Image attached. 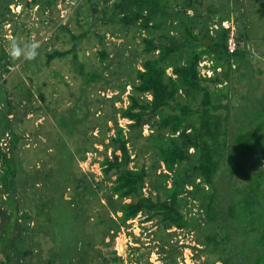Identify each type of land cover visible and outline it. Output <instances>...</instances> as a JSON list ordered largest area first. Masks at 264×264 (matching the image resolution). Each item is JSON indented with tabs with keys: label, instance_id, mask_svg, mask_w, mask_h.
Masks as SVG:
<instances>
[{
	"label": "trees",
	"instance_id": "trees-1",
	"mask_svg": "<svg viewBox=\"0 0 264 264\" xmlns=\"http://www.w3.org/2000/svg\"><path fill=\"white\" fill-rule=\"evenodd\" d=\"M14 1L5 0L4 13H10L8 6ZM57 1L43 0L42 4L55 8ZM174 1L172 5L169 0H85L89 6H102L100 13L105 28L98 36L100 42L106 34L114 38L131 29L144 34L140 38L139 68L132 67L125 76L126 84L111 87L117 95L109 99L95 92H84L88 86L101 82L105 71L86 72L80 60L79 45L89 30L74 36L67 26L60 27L69 35L70 48L43 54L45 66L70 59L73 72L70 78L80 80L79 90L68 96L70 106L58 108L40 90L46 84L45 79H38L37 97L55 120L63 138L68 140H56L54 148H48V153H53L48 154V159H56L48 175L41 171L32 175L25 173L27 180L24 181L31 178L30 187L35 188L39 179H46L51 186L48 198L42 199V204L37 203L42 208L39 212L44 209L45 213L43 225L39 223L36 230L40 227L52 239L47 264H111L106 253L112 251L121 230L129 229L128 223L137 217L144 218L143 223L155 222L163 231L175 228L201 232L203 241L197 240V244L211 247L206 264L225 263L232 257L230 264H239L242 258H246L244 264H264V174L254 172L264 160V93L259 109L246 111L245 123L230 134L229 94L224 87L238 71L232 62L244 56L239 49L228 54L229 30L223 29L221 23L229 21V17L221 16L213 24L214 19L201 18L195 9L199 5L196 0L181 1L182 9L179 1ZM90 12L97 13L93 7ZM217 13L208 10L209 16ZM3 16L0 15L2 20ZM213 25L217 26L216 30H210ZM241 26L243 30L248 29L242 18ZM235 37L239 42L238 34ZM242 37L250 40L248 35L242 34ZM96 55L101 64L109 59L106 49ZM6 58L7 54L0 48V62ZM203 60L211 62V78L199 76L198 64ZM117 63H120L118 59ZM24 70L28 73L27 68ZM3 71L7 73L6 69ZM42 72L33 76L43 75ZM55 76L65 87L69 86L64 77ZM241 77L250 94V73ZM126 87H129L127 106L115 109ZM22 95L24 98H20L19 104L24 100L30 103L33 98L30 91ZM1 105L4 110H0V140L10 132L11 142L9 154L0 149V204L11 209L5 217L9 222L14 218L16 223L19 219L13 197L19 177L14 153L21 137L7 120V100ZM108 109L114 114L111 119L106 117ZM118 120L129 123L128 134L138 133L142 142L139 154L130 155L128 134L118 125ZM69 122L74 127L68 130ZM109 122L112 128L107 126ZM143 127L149 132L146 137L141 136ZM95 131L97 136H93ZM109 132L111 136H107ZM89 153L101 157L97 164L102 179L94 186L73 170L76 161L85 162ZM147 154L150 162L144 161ZM161 167L165 173L157 174ZM219 173L226 178L225 192H228V206L224 209L226 223L222 224L224 186H218ZM145 188L147 196L143 193ZM65 191L69 192L68 200L63 198ZM193 202L201 210L196 218L190 216L189 206ZM27 219L25 215L24 220ZM228 224L231 230L227 229ZM228 232L241 239L240 248L234 253L228 248ZM9 233L6 229L4 243L10 239ZM138 243L135 239V244ZM161 252L165 253L162 264H177L175 248H161ZM18 253L22 258L21 252ZM148 255L149 252L145 258L140 256L143 264H150ZM0 264L6 263L0 260ZM17 264L22 263L17 261Z\"/></svg>",
	"mask_w": 264,
	"mask_h": 264
},
{
	"label": "rangeland",
	"instance_id": "rangeland-1",
	"mask_svg": "<svg viewBox=\"0 0 264 264\" xmlns=\"http://www.w3.org/2000/svg\"><path fill=\"white\" fill-rule=\"evenodd\" d=\"M169 1L172 5L175 4L174 0ZM176 1H179V8L182 9L181 1L183 0ZM196 1L199 5H195V9L201 14L202 19H207L208 17L211 20L214 19V24L219 21L218 19L221 16L228 15L229 21L226 22L225 26L232 27L234 37L238 34L241 38L239 42H237L236 37L234 40L236 49H239L244 57L232 62L233 68H237L236 70L238 71L232 74L227 86L224 87L227 88L229 94V133L233 134L240 125L245 123L244 116L247 114L246 111L259 109L264 93V0ZM42 2L43 0H16L8 6L10 13L6 14L4 13L5 0H0V15L4 14L3 17H5L3 20L0 18V48L7 54V58L0 62V110H4L1 103L5 104L7 100L9 106L7 120L15 134L21 137V142L14 153L15 169L17 170L19 183L13 197V203L18 211L17 219L19 220L14 223L13 218L10 221L11 224H9L10 222L5 215H9L11 209L0 204V252H2L0 260L6 264H17V261L22 264H47L52 249L51 237L46 233L43 234L40 227L39 230H36L38 225H43L42 215L45 213L44 209L39 212L42 208L37 203L42 204V199L48 198L51 193V186L46 179H39L38 182H34L36 184L35 188H32L30 187L31 178L29 177L28 181L24 180H27L26 174L32 175L40 171L41 173L46 172L45 174L48 175L47 172L50 173L56 163V159H48V154H53L50 151L48 153V148H54L56 140H66L60 133V128L55 120L46 111L45 105L37 97V85H39L38 79L44 78L46 84L40 86L44 97L48 101L50 100L51 105L54 104L58 108H67L70 106L68 96L70 93H75L79 90L80 80L76 78L73 81L70 78L73 76L70 59L54 61L49 66H45L42 62L43 54L49 50H67L70 48L69 35L62 32L60 27L67 26L74 36L81 35L89 30L90 33H88L86 39L81 41L79 45V50L82 51L79 54L80 60L85 64L86 72L98 74L99 72L101 73L102 69H105V71L103 80L88 86L84 92L89 94L95 92L109 99L117 95V92L111 90V87L126 84L127 78L125 76L132 67L139 68V53L142 50L140 38L144 36L143 33L131 29L125 32L123 36L119 34L114 38L106 34L105 38L100 42L98 36L105 28L101 20L103 16L100 13L102 6H89V4L84 3L85 0H58L55 8H49L46 5L43 6ZM92 7L95 8L97 13L90 12ZM234 7H237L238 10L236 11ZM208 10L218 11V13L209 16ZM187 14L191 15L192 12ZM241 18L248 28L247 30L242 29ZM213 26L210 27V30H216ZM242 34L248 35L250 40L245 41ZM13 39L18 40L21 45L29 42L38 43L36 49L38 55L35 59L29 60L25 56L13 59L11 48L9 47ZM103 49L109 52V59L101 64L96 53ZM117 59L120 63H117ZM26 60L27 62L25 63L24 61ZM5 63H8L6 68ZM244 65H248L247 69L244 68ZM25 67L28 69V73L25 72ZM5 69L7 73L3 71ZM40 71H43V75L33 76ZM247 73H250L252 78L250 94H248L247 89L249 88L246 87L244 77H241ZM55 75L64 77V82L69 86L65 87ZM3 80L6 81L4 85H2ZM210 88L212 89L213 87L210 86ZM27 91L33 94L30 103H26L24 100L19 104L20 98H24L22 94ZM84 92L79 91L78 93ZM128 92L129 87H126V91L121 97V102H117L114 105L115 109L127 106L126 96ZM58 108L57 110H60ZM113 115L112 110L108 109L106 117L111 119ZM128 124L125 120H118V125L124 130L125 134L129 133L127 130ZM107 126L112 128V122H109ZM73 127V124L69 122L66 129L69 130ZM148 133L147 127H143L141 136L146 137ZM111 135L112 132L107 134V136ZM5 136H8L9 139L4 137L0 140V149H4L9 154L10 132ZM93 136H97V131L93 133ZM128 138L130 155L139 154L142 142L138 138V133L130 132ZM95 147L99 151L102 150L99 146ZM228 147H230V143ZM107 155L110 156V151H108ZM86 157L85 162L76 161V167L73 166V170L80 174L85 182L94 186L102 179L97 164V162L101 161V157L92 153L87 154ZM52 158H56V156L53 155ZM150 159L149 154L144 155V161L150 162ZM263 163L264 160L260 167L254 169L255 174H264ZM35 168L36 170L39 168V170L36 171ZM160 172L165 173L163 167L160 168L157 174ZM225 180V176L219 173L218 186H224V191L221 194L224 199L222 200L223 217L221 224L226 223V210L224 209L228 206V198L226 197L228 192H225ZM235 181L239 184L238 180ZM169 184L170 182L168 186ZM70 189L72 190V188ZM147 193L148 189L146 188L145 196H147ZM63 198L68 200V191L64 192ZM189 207L191 217L196 218L201 215V210H199L197 203L193 202ZM25 215H28L29 219L24 220ZM143 219L142 217H137L134 221L128 223L130 224L129 229L121 230L118 234L112 251L106 253V258L111 264H143V261L139 258L140 256L145 258L148 252V263L162 264L165 261V253L161 252V248L166 250V248L170 249V246L173 249L175 248L177 252V264V260L188 253L185 248L189 249L193 255L192 258L191 256L188 257L187 264L207 263V254L211 251V247L197 244V240L203 241L201 232L199 234L193 231L177 233L178 229L174 232L172 228L163 231L161 226H158L155 222L143 223ZM231 227V225H227V229L231 230ZM6 229L10 230V239L4 243ZM228 234L230 242L227 245L234 253L239 250L241 239L239 235L234 236L230 232ZM218 235L221 234L218 233ZM135 239L139 240L138 244H135ZM180 243L182 244L181 246L179 245ZM248 246L251 247V244ZM120 248L122 250H119ZM136 249L139 251H135ZM208 250L210 251L208 252ZM19 251L22 258L19 257ZM254 256L255 253L252 257ZM233 259L234 257L225 263L219 262L215 264H230ZM242 260L245 262L246 258H242ZM243 262H239V264H244Z\"/></svg>",
	"mask_w": 264,
	"mask_h": 264
},
{
	"label": "built area",
	"instance_id": "built-area-1",
	"mask_svg": "<svg viewBox=\"0 0 264 264\" xmlns=\"http://www.w3.org/2000/svg\"><path fill=\"white\" fill-rule=\"evenodd\" d=\"M226 22H222L221 23V27L225 30H229V37H228V41H227V51L228 54H234V52L236 51V44H235V40H234V33H233V28L229 27V26H225ZM214 29H217V26H213ZM211 67V62L208 60H203L198 64V68H199V75L201 78H211L212 76V71L210 70ZM219 71V70H218ZM5 139H9L8 136H5ZM174 230V232L176 231L175 228H172ZM172 232V231H169ZM182 232V230H177V233ZM180 246L182 245L181 243L179 244ZM185 250H188L187 254L188 256L186 257L187 254L182 255V258L180 257L177 262L178 264H187L188 262V257L191 256L192 258V254L190 253L189 249L185 248ZM183 253V252H182Z\"/></svg>",
	"mask_w": 264,
	"mask_h": 264
},
{
	"label": "clouds",
	"instance_id": "clouds-1",
	"mask_svg": "<svg viewBox=\"0 0 264 264\" xmlns=\"http://www.w3.org/2000/svg\"><path fill=\"white\" fill-rule=\"evenodd\" d=\"M9 47L11 48V56L13 59L20 58L21 56H25L27 59L32 60L38 55L36 49L38 47V43H25L21 45V43L13 39L10 42Z\"/></svg>",
	"mask_w": 264,
	"mask_h": 264
},
{
	"label": "crops",
	"instance_id": "crops-1",
	"mask_svg": "<svg viewBox=\"0 0 264 264\" xmlns=\"http://www.w3.org/2000/svg\"><path fill=\"white\" fill-rule=\"evenodd\" d=\"M199 69V68H198ZM200 76V75H199ZM99 168V167H98ZM145 191H146V188L145 189H143V193H144V195H145Z\"/></svg>",
	"mask_w": 264,
	"mask_h": 264
}]
</instances>
